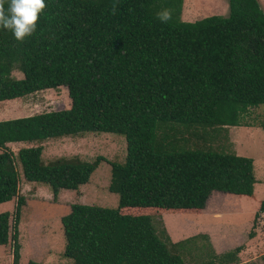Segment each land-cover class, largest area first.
<instances>
[{
    "label": "trees",
    "instance_id": "16d2710c",
    "mask_svg": "<svg viewBox=\"0 0 264 264\" xmlns=\"http://www.w3.org/2000/svg\"><path fill=\"white\" fill-rule=\"evenodd\" d=\"M181 3L45 0L36 32L23 43L0 27V101L60 85L69 98L67 108L0 120V203L15 197L12 211L0 212V245L10 243L11 264L19 257L24 204L18 166L24 181L48 186L54 199L60 189L86 183L103 158L43 162L40 144L14 154L8 142L83 132L123 136V160L108 162L116 206L71 203L60 219L63 254L72 264H185L179 254L197 234L172 242L155 232L149 215L119 209L198 212L213 191L253 196L251 158L196 145L216 128L247 125L248 110L264 105V11L257 0H227L225 16L183 21ZM164 8L172 12L167 24L156 18ZM260 212L264 198L254 218ZM239 250L213 259L244 264Z\"/></svg>",
    "mask_w": 264,
    "mask_h": 264
},
{
    "label": "rangeland",
    "instance_id": "374dc122",
    "mask_svg": "<svg viewBox=\"0 0 264 264\" xmlns=\"http://www.w3.org/2000/svg\"><path fill=\"white\" fill-rule=\"evenodd\" d=\"M257 2L264 11V0ZM213 14L225 16L227 0H182L179 18L193 21ZM11 74L14 77L21 76L16 70ZM68 106L66 88L60 85L0 101V120ZM243 121L247 125L216 128L211 139L201 141L196 146H209L251 158L255 178L252 197L231 196L232 194L213 191L198 212H169L142 207L119 209L121 213L149 215L155 232L159 235L166 233L172 242L197 234L183 248V252H179L185 264H214L213 253H222L235 246L240 247L237 253L239 263L264 264V213L260 212L254 218L259 201L264 198V105L250 108ZM192 139L194 138H189ZM36 144L42 146L40 156L43 162L55 158L81 162H90L97 156L103 158L86 183L75 190L61 189L54 199L48 186L21 180L18 166L17 194L23 196L24 204L20 208L17 221V264H25L29 259L42 263L72 264L71 259L63 254L65 237L60 219L69 212L71 203L116 206L117 195L107 189L110 177L108 162L123 160L124 138L109 132H83L78 135L47 138L40 142L21 141V144L8 148L15 154L19 147ZM14 202L15 197L1 202L0 212H11ZM11 261V246L8 242L0 246V264H11Z\"/></svg>",
    "mask_w": 264,
    "mask_h": 264
},
{
    "label": "clouds",
    "instance_id": "9594fccd",
    "mask_svg": "<svg viewBox=\"0 0 264 264\" xmlns=\"http://www.w3.org/2000/svg\"><path fill=\"white\" fill-rule=\"evenodd\" d=\"M45 7V0H0V27L11 31L15 40L23 43L36 32L39 14ZM156 18L167 24L172 19V12L164 8L156 13Z\"/></svg>",
    "mask_w": 264,
    "mask_h": 264
},
{
    "label": "crops",
    "instance_id": "0c3cea01",
    "mask_svg": "<svg viewBox=\"0 0 264 264\" xmlns=\"http://www.w3.org/2000/svg\"><path fill=\"white\" fill-rule=\"evenodd\" d=\"M186 20V19H185ZM191 20V19H190ZM16 144H21V142H8V143H6L5 144V146H13V145H15V146H17ZM11 148V147H10ZM15 149H17V147L15 148ZM21 180H22V178H21ZM61 190V189H60ZM222 193V192H221ZM225 194H227V193H225ZM231 196H237V195H231ZM247 197V196H246ZM230 198V197H229ZM233 198V197H232ZM10 201V200H9ZM6 202V201H5ZM5 245V244H4ZM4 245H0V246H4Z\"/></svg>",
    "mask_w": 264,
    "mask_h": 264
}]
</instances>
